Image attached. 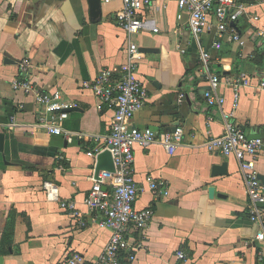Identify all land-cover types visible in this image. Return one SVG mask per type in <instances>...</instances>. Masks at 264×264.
Returning a JSON list of instances; mask_svg holds the SVG:
<instances>
[{
	"label": "crops",
	"instance_id": "1",
	"mask_svg": "<svg viewBox=\"0 0 264 264\" xmlns=\"http://www.w3.org/2000/svg\"><path fill=\"white\" fill-rule=\"evenodd\" d=\"M240 1L247 4L246 12L229 25L244 45L232 39L231 29L220 36L214 13L201 36L215 73L249 77L237 108L234 89L226 84L220 88L226 97L222 108L206 102L209 85L189 12L173 1L142 12L159 31L136 36L146 50L138 78L149 97L132 123L159 133L183 127L184 134L174 153L161 144L135 147L134 177L140 188L135 207L153 208L155 215L145 230L130 235L131 242L143 246L134 252V261L124 253L122 264H264V245L255 241L260 225L249 216L239 160L206 148L209 139L224 134V112H232L249 137L264 139V0ZM92 5L93 0H0V264H65L75 254L83 257L76 264H91L110 239V229L90 222L84 201L99 179L95 153L103 147L87 134L109 133L114 112L87 85L106 68L119 76L127 36L116 19L121 0H100L95 11ZM218 41L222 47L216 49ZM24 58L33 64L36 88L60 90L73 104L64 128L86 134L83 138L68 141L36 125L43 105L34 94L12 87ZM224 162L227 172L214 174ZM256 165L264 176V148ZM151 180L162 193L150 189ZM46 182L57 187L52 198ZM59 200L74 201L88 225L80 227ZM179 251L184 259L177 258Z\"/></svg>",
	"mask_w": 264,
	"mask_h": 264
},
{
	"label": "built area",
	"instance_id": "2",
	"mask_svg": "<svg viewBox=\"0 0 264 264\" xmlns=\"http://www.w3.org/2000/svg\"><path fill=\"white\" fill-rule=\"evenodd\" d=\"M102 1L108 4L113 0ZM121 1L122 6L116 13V19L127 36L126 61L121 65L119 76H116L113 70L106 68L101 70L92 84L87 85L94 90L101 103L114 112L109 133L87 134L90 139L103 146L96 148L95 154L109 149L115 162V171H101L100 179L94 181L84 201L89 211L90 222L100 228L111 230L107 245L91 264H122L123 254L126 252L130 254L129 260L134 261V252L142 248L143 244L131 242L130 235L145 230L155 215L153 208L135 207L140 193L134 177L135 147L149 148L154 144H161L168 152L174 153L183 141V127H176L171 132L159 133L151 127L138 128L132 123L134 115L145 106L149 97L147 88L138 78V69L144 53L136 41V36L143 30L159 31L152 18L142 15L143 10L157 2L162 3L161 7L164 9L168 1H173L180 9L189 12L190 32L197 41L202 73L209 85L204 94L208 105L223 107L226 97L220 88L226 84L234 89V107L237 108L240 89L250 82L245 73L227 78L215 73L211 64V52L201 43L202 34L209 28L210 15L214 13L220 36L231 29L232 39L244 45L245 42L239 32L229 24L246 12L245 2L240 0ZM258 18L257 15L254 16L255 20ZM221 47L220 41L214 44L216 49ZM180 50L182 53L186 52V48ZM32 67L29 58L22 59L18 63L20 77L13 80L12 87L14 90L34 94L37 101L43 105L44 113L39 116L36 125L45 128L53 135L64 136L68 141L83 138L86 134L73 133L64 128L73 104L64 99L60 90L42 91L36 88L31 80ZM261 87L264 88V80L261 82ZM232 116V112H224L225 132L209 139L206 148L210 152L224 156L234 155L239 160L251 202L249 216L254 223L260 225L255 241L264 245V187L256 165L258 153L264 148V139L249 137ZM44 188L49 198H52L57 191L56 185L51 182H46ZM150 189L156 194L162 193L155 180H151ZM59 202L62 209L69 212L80 227L88 225L89 221L84 212L74 201L59 200ZM177 258L184 259V252L179 251ZM82 260L81 255L75 254L68 258L65 264H76Z\"/></svg>",
	"mask_w": 264,
	"mask_h": 264
},
{
	"label": "water",
	"instance_id": "3",
	"mask_svg": "<svg viewBox=\"0 0 264 264\" xmlns=\"http://www.w3.org/2000/svg\"><path fill=\"white\" fill-rule=\"evenodd\" d=\"M100 5V0H93L92 8L93 10H98ZM141 51H146L142 48H140ZM72 109V108H71ZM3 138L4 136L0 134V147L3 146ZM115 171V162L112 156V153L109 149H106L100 153L97 154V168H96V174L99 177V174L101 171ZM227 172V163L224 162L221 165H217L213 169L214 174H225ZM259 178L264 182V176H259Z\"/></svg>",
	"mask_w": 264,
	"mask_h": 264
}]
</instances>
